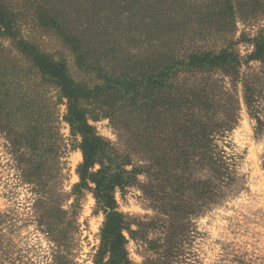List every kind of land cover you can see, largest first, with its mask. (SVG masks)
<instances>
[{"label":"rangeland","instance_id":"374dc122","mask_svg":"<svg viewBox=\"0 0 264 264\" xmlns=\"http://www.w3.org/2000/svg\"><path fill=\"white\" fill-rule=\"evenodd\" d=\"M0 6L14 16L13 37L0 34L7 76L0 83V264H94L100 245L104 214L93 193L78 188L81 137L68 122V99L41 61L60 64L82 91L71 105L107 151L91 173L108 168L123 176L113 198L128 224L131 264H264V52L247 61L264 41V0ZM23 43L35 49L36 68ZM227 47L247 61L239 80L209 65L176 67L192 54L214 56ZM170 64L176 71L158 80L165 86L135 105L106 84ZM247 82L260 93L259 131L243 99ZM232 118L213 141L232 165L233 183L198 213V179L208 174L177 163L167 185L166 147L189 139L181 125L215 130Z\"/></svg>","mask_w":264,"mask_h":264},{"label":"trees","instance_id":"16d2710c","mask_svg":"<svg viewBox=\"0 0 264 264\" xmlns=\"http://www.w3.org/2000/svg\"><path fill=\"white\" fill-rule=\"evenodd\" d=\"M13 24V14L0 6V34L9 38L13 37L11 34ZM16 43L21 44L20 41ZM22 45L25 52L30 51L33 66L36 68L35 49L25 43ZM263 52L264 41L256 43L255 52L247 58V61L260 58ZM247 61L243 62L242 59L230 52V49L227 47L214 56L192 54L188 56L186 63H181L176 67L198 68V65H209L225 69L228 71L230 77L239 80L238 69L243 63H247ZM40 66L42 69H46V73L54 78L55 83L68 99V122L71 128L81 137L80 149L82 151L83 162L77 171L80 179L78 188L91 191L96 200L97 207L104 214V222L100 230V245L94 258V264H131L127 258L125 249L127 241L123 235L124 231L129 232L128 224L125 221V217L117 211L113 198L114 189L116 187L122 189L125 185L123 176L121 173H112L108 168L91 173L98 158H102L107 151L106 149H101L99 146L100 138L92 132V128L85 121L80 119L76 110L77 108L71 105L70 100H75L76 95L81 94L82 91L73 86L72 82L64 74L60 64L41 61ZM176 67L175 64H170L167 65L163 72L146 73L139 76L130 74L129 77L123 79L119 77L114 80L109 79L106 84L120 93L123 98H128L131 105H135L139 101H147L148 98L144 97V94L165 86L164 82L160 84L158 80L167 77V74L171 71H176ZM6 78L7 76L0 71V83L7 84L4 81H7ZM243 84L244 103L250 115L256 120L257 130L259 131L262 122L257 115L256 103L258 102L260 93L256 92L257 88H254L253 82ZM2 106L3 104L0 103L1 108ZM234 121L235 119L232 118L227 123L216 125L215 130H200L193 124H189L188 126L181 125L180 127L190 134L189 139L181 144L170 142L166 147L169 151L166 154V158L170 160L167 180L173 179L172 182L166 180L167 185L174 183L176 180L175 171L179 169L177 163L182 162L184 166L193 164L198 166V171L204 169L208 174L204 179H198V213L201 212L204 206L221 200L227 192L226 189L233 183L230 169L232 165L228 163L224 151L214 143L213 133L221 135L226 129L231 128ZM99 164L103 166V162L100 161ZM90 184H93V188H90Z\"/></svg>","mask_w":264,"mask_h":264}]
</instances>
